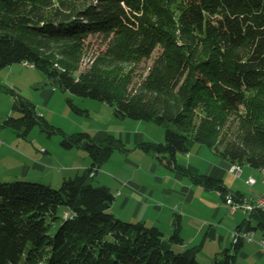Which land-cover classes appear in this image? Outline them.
Here are the masks:
<instances>
[{
    "label": "trees",
    "instance_id": "16d2710c",
    "mask_svg": "<svg viewBox=\"0 0 264 264\" xmlns=\"http://www.w3.org/2000/svg\"><path fill=\"white\" fill-rule=\"evenodd\" d=\"M28 5L55 8L35 18L19 11ZM97 33L107 50L78 77L48 51L56 42L75 57L87 36ZM157 46L132 94L103 68L139 62ZM24 61L63 91L105 100L119 118L166 125V140L143 143L146 151L174 159L195 140L232 162L264 169V0H0V69ZM19 101L14 107L21 116L8 121L27 135L38 119L30 103ZM239 105L244 111L237 114L236 134L220 148L218 133ZM62 133L61 145L84 146L92 164L65 177L59 188L23 178L0 181V264H207L198 258L202 242L176 248L184 242L178 225L169 235L157 225L117 217L110 210L112 191L91 180L112 146L92 143L84 132ZM197 180L223 188L210 175ZM253 214L260 218L256 228L264 230V208ZM241 240L211 264H235Z\"/></svg>",
    "mask_w": 264,
    "mask_h": 264
},
{
    "label": "rangeland",
    "instance_id": "374dc122",
    "mask_svg": "<svg viewBox=\"0 0 264 264\" xmlns=\"http://www.w3.org/2000/svg\"><path fill=\"white\" fill-rule=\"evenodd\" d=\"M53 8L44 9L28 5L19 8V11L28 13L36 18L46 17V14L50 15ZM48 47V51L55 56L56 64L62 68L66 65L69 66L72 74L78 77L81 73L88 71L98 60L101 61V57L106 52L108 45L104 36L97 33L89 34L85 39L81 52L72 58L63 53L64 49H62L60 43L51 42ZM159 51L160 47L157 46L150 56L143 58L139 62L119 63L116 66H109L107 64L102 67L108 69L117 80H121L123 85H125L123 86L125 93L132 94L140 87V84L147 76L149 68ZM45 82H48L49 86ZM51 84L47 75L36 66L33 68L24 63L15 62L0 69V181L25 178L49 184L46 177L44 180L38 179L36 176H40L39 172L34 169L31 170L32 177L26 178L23 176L24 165L26 163L32 164L31 154L35 150L42 153L46 149L52 154L54 159L53 168H49V170H51L54 176L57 174L55 176L57 182L50 185L59 188L61 184L59 178H62L64 173H75L76 170L72 168L81 165L80 163L84 162L86 156L89 155L84 146L74 147L72 150L64 148L61 145V140L63 139L62 132L68 134L72 132H84L89 135L88 139L92 143L98 144V142H105L106 144L110 143L112 146L110 160H103L101 162L100 177L98 174L92 177L91 180L95 184L104 183L110 187L115 199L110 210L117 217L123 220L136 221L134 219L136 217L132 214L134 205L130 203L126 207H122V198L118 194L119 190H121L118 182L121 173L127 176L131 174V168L128 169L130 166L129 163H125V169L123 171L121 170V165L126 155L139 163H143L144 168L141 170V176L150 182L151 188L158 187L159 189L165 185V181H168L167 178L169 177L172 180L168 182V186L177 185V182L175 183L174 181L178 174L185 182L190 181L192 176L200 175L201 173H193L190 171L192 168L189 169V162H192L200 172H203L205 168L204 159H217V156L213 152L215 151L214 148L197 144L201 146L200 150H198V146L196 145L191 148L190 153H183L182 151L176 152L179 162L183 163L186 167L179 168L180 170H175L168 165L167 167L162 160L164 158L167 161L168 154L158 153L155 150L146 151L142 147V144L147 142H164L166 140V125L158 124L151 120L130 117L119 118L115 116L113 106L105 100L90 96H80L70 91H63L59 87L56 88L51 96L46 98L43 95V91L46 87L52 89L53 84ZM20 99L32 105L38 119L35 127L27 135H23L21 129H18L8 121L11 117L21 116L22 112L14 107V104L20 102ZM70 99L81 111L75 110V106L73 107L70 104ZM199 111L198 116L195 118L196 124L199 122ZM241 111H244L243 105H239L237 111L233 110L227 116L225 124L220 129L217 137V144L220 148H223L226 141L235 136L239 122L237 114ZM49 127H54L55 130L48 131L47 128ZM61 128L64 131L61 132L58 130ZM98 132H104L105 136L103 135V141H97L95 139V134ZM112 143L116 145L113 146ZM88 159H90L89 156ZM153 164L156 167L151 169L150 167ZM252 171L255 178H261V172L258 168L253 167ZM246 174L247 171L243 173L242 179L245 178ZM3 177H6V179H3ZM161 177L165 183L158 181ZM179 183L181 182L179 181ZM244 190L248 192L250 189L244 187ZM157 192L161 197L167 195L162 190ZM177 194L175 193L168 197L175 198L178 197ZM133 203L136 204V202ZM154 211L153 209L149 213L147 208L143 207L140 215L153 219V215H155ZM242 229L245 230V228ZM246 230L249 229L246 228ZM167 234L170 235L172 233L168 231ZM216 247L217 245L215 243L207 246L198 255L199 260L211 264L212 257L222 255L225 250V248H222L217 252Z\"/></svg>",
    "mask_w": 264,
    "mask_h": 264
},
{
    "label": "crops",
    "instance_id": "0c3cea01",
    "mask_svg": "<svg viewBox=\"0 0 264 264\" xmlns=\"http://www.w3.org/2000/svg\"><path fill=\"white\" fill-rule=\"evenodd\" d=\"M45 84L49 86L48 82H45ZM52 86V89H48L46 87L43 91V95L46 98L51 96L57 88L54 85ZM58 130L64 131L62 128ZM103 135L104 132H98L95 134V139H97V141H103L105 136ZM197 144H200L201 146L206 145L202 142L193 140L189 144V149L182 152L190 153L191 148L195 147ZM200 145H197L198 150L201 149ZM214 149L215 151L213 152L217 156V159H204L203 161L205 168L203 172H200L198 168L192 164V162H189L188 166L189 169L192 168L190 171L193 173H201L200 175H210L219 179L221 181L220 184L224 189H221L220 187L207 188L205 185H203V183L197 180V176L200 175L195 177L192 176L190 181L185 182L180 178L179 174L176 176L174 181L175 183L177 182V185L174 184L168 186V182H170L172 179H170V177L167 178L168 181H165V183L164 179L161 177L158 179V181L164 182L165 185H163L161 189L158 187L151 188L150 182L146 181V179L140 174L141 170L144 168L143 163H139L126 155L124 162L121 165V170L123 171L125 169V163H129L131 167L129 166L128 169L131 168V174L127 176L121 173V176L118 178L119 186L121 188L118 194L122 198V207H126V205L131 203L134 205L132 214L134 217H136L134 218L136 221H143L148 225H157L164 232L167 231L165 233H168V231L173 233L178 225L180 227V233L184 239L183 243L175 245L176 248L180 250L201 242L203 245L201 252H203L207 246L214 243L217 245V252H219L218 250H221L222 248L233 249V247H235L234 243L239 241L234 239V231L240 229L241 227L245 228L246 226L251 225L253 228L250 229L254 230L255 240H241L242 242L237 251V259L235 264H264V244L261 242V240L264 239V230L261 228H256L260 224V218L255 216L253 212L250 213L244 208H238L235 211H231V206L226 201V194H232L236 201L262 196L264 193V174L262 170L258 168V170L261 172V178H256V183L251 185L248 182V179L251 176L254 177L252 166L247 163L242 164V171L240 175H237L232 171L231 167L233 164L239 163L232 162L227 157L223 156L216 148ZM30 152L32 153V151ZM87 152L89 155L86 156L84 162L80 163L81 165L74 167L72 166V169L76 170L75 173H64L62 178H59L60 183H62L65 177L74 176L91 166L93 159L90 152L88 150ZM88 156L90 159H88ZM30 157L32 159V164L26 163L24 165L23 176L26 178L32 177L31 170L34 169L39 172L40 176H36L38 179L44 180L46 177V180L51 185L52 183L57 182L55 179L57 174L54 176L51 170H49V168H53L54 159L48 150L45 149L42 153H40L38 150H35ZM110 158L111 157L107 158L106 160H110ZM168 159H171V163H168V160L166 161L164 158L162 160L165 162L166 166L168 165L175 170H180L179 168L186 167L183 163L179 162L177 153L174 159L170 156H168ZM155 167L156 165L153 164L150 168L154 169ZM100 169L101 166L98 168L93 177L99 174ZM245 171H247V174L245 178L242 179L243 173ZM104 173L106 172L104 171ZM98 176L100 177V174ZM3 179H6V177H3ZM179 181L181 183H179ZM99 185H105L109 187L104 183H100ZM148 187H150V189H148ZM244 187H247L250 190L246 192ZM159 190H162L167 195L161 197V195H159L157 192ZM224 191L227 192L225 196ZM175 193H178V197H168L174 195ZM133 202H136V204ZM143 207L147 208L149 213H151L153 209L155 210L153 219L140 215V211ZM213 258L214 257H212V260Z\"/></svg>",
    "mask_w": 264,
    "mask_h": 264
},
{
    "label": "built area",
    "instance_id": "2783aa9c",
    "mask_svg": "<svg viewBox=\"0 0 264 264\" xmlns=\"http://www.w3.org/2000/svg\"><path fill=\"white\" fill-rule=\"evenodd\" d=\"M24 64H26L27 66L29 65L30 67H35L34 63L29 62V61H24ZM232 171L235 172L237 175H240L241 171H242V167L238 166V167H231ZM264 174V171H263ZM256 178L255 177H249L248 182L251 185H254L256 183ZM226 201L227 203L230 204L231 206V211H235L238 208H244L245 210L249 211L250 213L264 208V193L262 196L260 197H253V198H249V199H242L240 201H236L234 196L232 194H227L226 195ZM254 230L249 229V230H243L241 229H237L234 231L233 233V237L235 240H239V239H247L250 241H254ZM261 242L264 244V239L261 240Z\"/></svg>",
    "mask_w": 264,
    "mask_h": 264
},
{
    "label": "bare ground",
    "instance_id": "6f19581e",
    "mask_svg": "<svg viewBox=\"0 0 264 264\" xmlns=\"http://www.w3.org/2000/svg\"><path fill=\"white\" fill-rule=\"evenodd\" d=\"M238 166H241L240 164H233L232 167H238ZM242 167V166H241ZM262 172L264 171V169H261Z\"/></svg>",
    "mask_w": 264,
    "mask_h": 264
}]
</instances>
